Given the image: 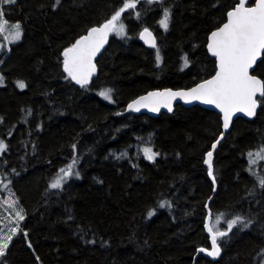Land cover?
I'll list each match as a JSON object with an SVG mask.
<instances>
[{
	"label": "trees",
	"instance_id": "1",
	"mask_svg": "<svg viewBox=\"0 0 264 264\" xmlns=\"http://www.w3.org/2000/svg\"><path fill=\"white\" fill-rule=\"evenodd\" d=\"M234 2L166 0L173 5L172 18L162 34L156 23L159 7L145 12L141 0L136 11L156 34L161 65L155 63L156 50L139 42L140 23L126 19L131 38L110 36L87 90L62 79L59 52L82 29L110 16L120 0H61L57 9L51 8L54 0H17L4 9L9 23L21 22L22 39L0 52V76L5 78L0 85V139L8 145L0 162L3 168L15 169L11 188L25 219L23 231L0 257V264H37L33 249L43 264H260L264 260L260 253L264 194L257 187L254 199L245 195L254 180L242 155L264 140V108L258 106L252 120L236 119L218 145L213 157L215 194L203 153L221 131L216 113L181 105L154 118L124 111L130 100L147 91L191 87L206 79L214 70V59L204 47L207 33L222 22ZM181 57L188 59L187 66ZM17 80L25 81L26 87L18 88ZM103 88L113 90L115 102L97 94ZM149 133L153 149L160 152L153 162L133 148L137 137L146 140ZM73 142L82 153L77 164L80 178L70 179L63 190L46 191L56 170L72 159ZM122 150L129 157L115 159L114 152ZM209 195L214 197L209 204L213 218L229 208L256 214L254 226L230 233L216 259L196 252L197 247H210L203 227ZM158 199L169 200L173 208L157 209L146 219L147 209L155 207ZM69 214L73 220H67ZM219 226L226 227V222ZM25 231L33 249L27 247ZM103 240L109 244L102 247Z\"/></svg>",
	"mask_w": 264,
	"mask_h": 264
},
{
	"label": "snow or ice",
	"instance_id": "2",
	"mask_svg": "<svg viewBox=\"0 0 264 264\" xmlns=\"http://www.w3.org/2000/svg\"><path fill=\"white\" fill-rule=\"evenodd\" d=\"M142 2L143 11L145 12L159 7L160 15L156 23L160 29L167 31L172 18L173 5L166 3V0H142ZM16 3L17 0H0V34L9 30V21L6 19L4 9L6 7L11 8ZM60 4L61 0H54L51 8L57 9ZM138 6H141V0H120L110 16L104 18L102 22L94 23L86 29H82L81 34L77 35L67 46H64L62 51L59 52L58 59L62 70V79L73 82L81 89L87 90L90 79L97 72V64L94 62V58L108 43L110 34H114L125 41L131 38L126 32V19H134L137 23H140L138 37L145 45L156 50L155 63L159 67L161 56L156 37L153 31L141 22L142 13L136 11ZM40 7H44V5ZM9 35L12 42L22 39V24L20 21L11 23ZM2 47L4 45L0 44V48ZM204 47L207 53L214 58V70L208 74L206 79L201 78L199 82H194L191 87L175 90L162 88L147 91L145 94L130 100L124 111L139 112L141 109H147L149 112L158 113L161 108H164L171 113L173 112V102L179 99L185 104L198 101L213 106L219 112V119L222 122L221 127L224 130H229L230 123L236 113H243L248 118L255 117L258 105L264 108V0H235L224 12L222 22H219L207 33ZM181 59L184 61V66H187L188 59L186 57H181ZM4 82L5 78L0 76V85H3ZM15 83L20 89L26 87L23 80H17ZM112 91L111 88H103L97 94L109 103H113L115 101ZM30 113L31 110L29 109ZM115 115L119 116L121 113L117 112ZM2 122L3 117H0V123ZM40 127L41 125L38 123L36 128L40 129ZM7 134L11 136L12 132L9 131ZM151 135V133L148 134V140L137 137V150L149 162L155 161L160 155L159 151L153 149ZM224 136L225 132L220 131L219 135L212 141L211 147L203 153V163L207 166V176L211 181L212 193H215L218 188L217 175L213 166V153ZM70 148L72 159L56 170V173L48 182L46 191L49 189L63 190L71 178H80L81 173L76 165L79 163V157L82 153L75 142L70 145ZM7 150L8 145L3 139H0V153ZM113 155L115 159H121L128 156V152L122 150ZM176 155L179 156L180 153ZM242 155L247 157L246 171L254 180L253 186L245 189V195L254 199L257 187L264 194V170H257L258 162L264 160V140L258 148L249 149ZM20 159L22 160L24 157H20ZM132 166L138 167L136 164ZM12 171L15 172V169H12ZM213 198L212 195H209L204 201V208L208 210V214L204 216L203 227L207 233L210 247H197L196 252L203 253L207 257L216 258L221 255L222 244L234 229L243 231L255 225L256 214L232 212L229 208L215 214L213 218L209 206ZM18 203L17 200L11 201L14 217H9V219L13 221L14 226L7 225V231L0 227V257L6 255L14 238L19 232L23 231L20 222L25 219V210L18 207ZM257 203L259 204V201ZM164 208L171 210L173 204L167 199H158L155 207L147 209L145 218L152 217L157 209ZM229 216L230 218H228ZM73 219L72 215H67V220ZM222 222H226V227L219 226ZM77 227L79 228L80 225H77ZM260 227L261 231L264 232V223ZM24 238L27 247L33 249L26 231L24 232ZM81 239H84V237L82 236ZM84 242L86 244L95 243L94 240H84ZM108 244V240H103L101 246ZM145 244H147V241H145ZM260 253H264V247L260 249ZM33 255L36 257L37 264H43L34 249ZM260 264H264V260H261Z\"/></svg>",
	"mask_w": 264,
	"mask_h": 264
},
{
	"label": "rangeland",
	"instance_id": "3",
	"mask_svg": "<svg viewBox=\"0 0 264 264\" xmlns=\"http://www.w3.org/2000/svg\"><path fill=\"white\" fill-rule=\"evenodd\" d=\"M10 25H11V23H9V30H6L5 33H3V34H0V38H2L0 40V44L4 45V47L0 48V52H3V50L8 49L9 44L15 43V42L11 41V37L9 35ZM160 30L162 31V34L164 32H166L163 29H160ZM110 36L116 37L114 34H110ZM6 37H7V39H6ZM116 38H119V37H116ZM146 140H148V139H146ZM133 148L135 151L138 152L137 145L134 146ZM115 153H119V152H114V154ZM2 154L3 153H0V157L2 156ZM128 157H129V155L125 156V158H128ZM79 162H80V159H79ZM259 166L264 167V160L258 162V167ZM4 167L5 168L2 167L1 162H0V181H2V183H0V227H3L4 230L7 231V227H6L7 225L11 224L12 226H14L13 221H11L9 219V217H14V209L11 206V201L16 200V199L14 197V193H13V190L11 188V185H12L13 179L16 177V173L11 171L10 169H7L6 166H4ZM76 168H77V165H76ZM73 178H75V177H73ZM73 178H71V179H73ZM18 207H19V205H18Z\"/></svg>",
	"mask_w": 264,
	"mask_h": 264
},
{
	"label": "water",
	"instance_id": "4",
	"mask_svg": "<svg viewBox=\"0 0 264 264\" xmlns=\"http://www.w3.org/2000/svg\"><path fill=\"white\" fill-rule=\"evenodd\" d=\"M150 30H151V29H150ZM153 33H154V32H153ZM154 35H155V33H154ZM155 37H156V35H155ZM109 38H110V36H109ZM138 39H139V37H138ZM156 40H157V38H156ZM108 42H109V41H108ZM139 42H140L144 47H146V48H148V49H153V48L149 47L148 45H145L144 42L141 41L140 39H139ZM107 45H108V43L104 46L103 49H101V52L97 54V57L94 58V62H95V63H96L97 59L101 56V54L105 51ZM206 52H207V50H206ZM207 54H208V53H207ZM208 55H209V54H208ZM209 57L212 58V59H214V58L211 57L210 55H209ZM96 73H97V72H96ZM96 73H95V74L93 75V77L90 79L89 83H90L91 80L96 76ZM173 90H175V89H173ZM150 91H151V90H150ZM144 94H145V93H144ZM142 95H143V94H142ZM176 105H181V106H183V107H185V108H190V107H193V106H199V107H201V108H203V109H206V110L212 111V112L216 113V114L219 116V112H218V110L215 109L213 106H211V105H205V104H202V103H200V102H198V101H196V102H192L191 104H185L183 101L177 99L176 101L173 102V110H174V107H175ZM258 106H259V105H258ZM257 109H258V108H257ZM127 112H128V113L135 114V115H138V114H146V115H148V116H150V117H152V118L157 117L160 113H170V112L167 111V109H164V108H161L160 112H158V113H152V112H149L147 109H141L139 112H131L130 110L127 111ZM239 118L244 119V120H248V121H249V120L254 119L255 117L248 118V117L244 116L243 113H236V114L234 115V117H233L232 122L230 123V128H229V130H224V129H222V127H221V131H224V132H225V135H226V134L230 131L233 122H234L236 119H239ZM220 122H221V121H220ZM221 124H222V122H221ZM224 137H225V136H224ZM224 137L221 139V141L218 143V145L223 141ZM218 145H217V147H218ZM210 147H211V146H210ZM215 151H216V150H214V153H215ZM214 153H213V157H214ZM205 166H206V165H205ZM213 194H215V193H213ZM209 204H210V203H209ZM207 214H208V211H207ZM206 234H207V233H206ZM197 255H202V256H204V257H206V258H208V259H216V258H217V257H216V258L207 257V256H206L205 254H203V253H197Z\"/></svg>",
	"mask_w": 264,
	"mask_h": 264
},
{
	"label": "bare ground",
	"instance_id": "5",
	"mask_svg": "<svg viewBox=\"0 0 264 264\" xmlns=\"http://www.w3.org/2000/svg\"><path fill=\"white\" fill-rule=\"evenodd\" d=\"M126 106H127V104H126ZM126 108V107H125ZM127 150V149H126Z\"/></svg>",
	"mask_w": 264,
	"mask_h": 264
},
{
	"label": "built area",
	"instance_id": "6",
	"mask_svg": "<svg viewBox=\"0 0 264 264\" xmlns=\"http://www.w3.org/2000/svg\"><path fill=\"white\" fill-rule=\"evenodd\" d=\"M9 215V214H8Z\"/></svg>",
	"mask_w": 264,
	"mask_h": 264
},
{
	"label": "flooded vegetation",
	"instance_id": "7",
	"mask_svg": "<svg viewBox=\"0 0 264 264\" xmlns=\"http://www.w3.org/2000/svg\"><path fill=\"white\" fill-rule=\"evenodd\" d=\"M156 35V34H155Z\"/></svg>",
	"mask_w": 264,
	"mask_h": 264
}]
</instances>
